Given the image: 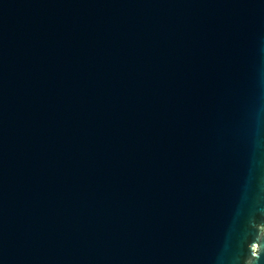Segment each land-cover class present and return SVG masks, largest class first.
<instances>
[{"label":"water","instance_id":"water-1","mask_svg":"<svg viewBox=\"0 0 264 264\" xmlns=\"http://www.w3.org/2000/svg\"><path fill=\"white\" fill-rule=\"evenodd\" d=\"M0 264H264V0H0Z\"/></svg>","mask_w":264,"mask_h":264}]
</instances>
